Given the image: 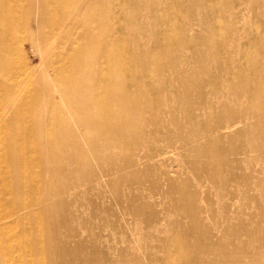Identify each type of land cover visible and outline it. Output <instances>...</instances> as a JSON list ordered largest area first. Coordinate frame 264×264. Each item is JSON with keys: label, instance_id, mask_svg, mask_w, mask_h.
Returning a JSON list of instances; mask_svg holds the SVG:
<instances>
[{"label": "rangeland", "instance_id": "obj_1", "mask_svg": "<svg viewBox=\"0 0 264 264\" xmlns=\"http://www.w3.org/2000/svg\"><path fill=\"white\" fill-rule=\"evenodd\" d=\"M61 1L0 18V264H264V0ZM76 61L87 102L58 95ZM113 83L142 146L80 125Z\"/></svg>", "mask_w": 264, "mask_h": 264}, {"label": "bare ground", "instance_id": "obj_2", "mask_svg": "<svg viewBox=\"0 0 264 264\" xmlns=\"http://www.w3.org/2000/svg\"><path fill=\"white\" fill-rule=\"evenodd\" d=\"M24 0H15V4H17L16 8L13 10L10 8H4V7H0V18L3 15H9V22L7 25H5V27L8 28L7 32L9 34V36H13L14 34V29L17 25H19L22 22L26 23V17H24V20L20 18L18 11L23 10V2ZM52 1V0H51ZM31 3V2H30ZM30 3H28L27 5H29ZM42 3L44 6H48L49 0H42ZM65 3V1H61V0H54L55 5H60L63 7V11H65V5H63ZM25 10V9H24ZM26 11V10H25ZM29 12V11H26ZM2 15V16H1ZM29 21V20H28ZM1 26V25H0ZM6 29V28H5ZM4 32V30L2 32H0V35H2ZM91 43L84 44L83 48H82V52L87 51L89 54L94 53L95 51L92 50H96L99 42L97 41L96 38H91ZM1 44V43H0ZM1 48V45H0ZM73 63V62H71ZM79 64L80 68L84 70V65L82 63H77L76 61V66L74 67L75 70L79 69ZM8 64H6L5 68H7ZM73 67H71L72 69ZM85 71V70H84ZM8 75L4 76L3 80L0 81V90L4 89V90H10L13 88V86H15V78L14 76L10 73L7 72ZM6 73V74H7ZM82 74H80L77 77L74 76H67L64 77L62 79L59 80V85H60V89H62V91H60V89L58 90V95L60 98H62V96L64 94H73L75 93V100L73 101V103L82 101V102H87L85 97H88L87 92L82 93L83 89L87 88V84L85 82L86 79H94V77H97V74L94 71H85V77L82 76ZM98 76L102 77V74H99ZM44 80V76H41ZM41 80V79H40ZM84 83V85L86 86L83 89H79V85ZM115 83V82H114ZM111 84V85H114ZM37 85H39V83H37ZM44 85L46 86V82L44 83ZM43 84L37 86L38 90L42 89V86L45 87ZM46 89V87H45ZM123 86H116L114 85L112 88L110 85L107 86L106 91L107 93L103 96L102 100L99 104V106L96 109V113L94 115H89L86 112H84L81 116L78 117V120L80 118V125L83 126V128H85L86 131L90 130L89 134L91 135V139H89V137L87 136V139L90 140L91 142L97 141V142H101L103 139L102 135L103 132L107 131L110 133H115L116 136H121L124 133H128V135L133 138L134 140H136V142L138 143V147L143 145V141L147 142V136H146V130H145V134L143 135V139L140 142L142 135H140L139 133L141 132L140 130L137 131L136 129V124H134V118L138 117L137 114V103L133 102L132 99H130L127 95V91L126 89H124ZM42 91V90H41ZM38 94V93H34V95ZM33 95V97H35ZM257 97V102L262 103L263 100ZM114 100L116 101L117 105H115V107H112L111 105L108 104L109 100ZM51 105H53V109L54 111L57 113L59 111V105L54 101H49ZM189 116V115H188ZM57 126L59 127V129L62 128V123L61 120H59V122L57 121ZM93 133V134H92ZM72 134V133H71ZM81 135V133H80ZM112 135V134H111ZM49 143H54L57 144V147L55 148V153H51V157L50 158L52 160V163L54 160L56 159H63V157L65 155H67L70 152L69 147L65 146V144L60 141V140H52V141H48L46 144ZM38 160L42 161V163H44L48 169L52 168V163L48 161V157L47 156H43V155H39L38 156ZM132 160V159H131ZM130 159L127 160L128 163H131ZM77 165H80L79 163ZM55 168H57V170L59 171H64L67 170L70 172V174H73L76 176L74 170H76L74 167H72V165L69 164H63L62 165H58ZM89 168H86V170ZM91 180H89L88 182H90ZM48 193H46L47 195L51 194V197L53 202L51 205L54 204H58L60 202V195L63 193V188L60 189V193H58V189L57 191L55 189H48L47 191ZM50 208V207H48Z\"/></svg>", "mask_w": 264, "mask_h": 264}]
</instances>
